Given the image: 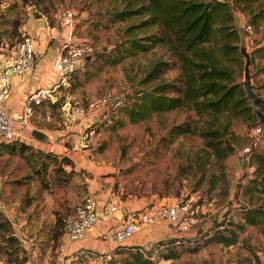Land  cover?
<instances>
[{
    "label": "crops",
    "instance_id": "obj_1",
    "mask_svg": "<svg viewBox=\"0 0 264 264\" xmlns=\"http://www.w3.org/2000/svg\"><path fill=\"white\" fill-rule=\"evenodd\" d=\"M0 1L4 4L0 8V60L13 54L17 38L24 34L32 38L34 52L29 71L23 74L9 73L8 93L2 101L4 109L13 120V129L18 137L9 143H0V210L4 211L14 234H17L26 249L23 263L51 264L59 255L63 264H83L85 261L101 264L99 254L106 252L111 253L110 262L118 263L129 257V250L137 249L144 256L149 254L154 259V264H176L181 261L187 262L186 264H237L232 250L225 249L233 244L223 245L211 241L198 245L193 251L181 250L176 256H157L158 252L179 249L180 245L187 246L200 241L203 231H209L213 224L221 223V227H228L230 223L226 225L227 220L221 221L218 215L214 222L205 221L209 204H199L200 214L195 215V221L187 231L178 230L173 221L160 220L136 230L118 246H114L107 238L108 229L124 224L134 218L137 211L152 204H160L158 202L161 200H153V195L128 196L122 199L109 194L108 188H101L97 179L99 167L96 165L97 156L93 145L96 137L89 136L83 143L79 136L84 125L67 121L63 112L61 120L51 117L48 107L60 96L57 94L59 88L53 86L58 73L52 68V62L60 50L61 42L65 39L77 42L87 38L96 41L103 38L104 42V35L107 33L104 28L109 29L111 37L114 26L121 24L124 27L127 19L106 22V10L113 5V1L92 0L89 6H84L85 9L88 7V14L92 16L91 22L82 23L80 16L84 12L78 11L70 27L62 26L57 19L59 1L67 8L68 0H50L48 5L45 4L46 0ZM78 2L79 0H71L72 7L68 8L74 11L73 4ZM95 7L99 9L96 12ZM100 10L102 15L99 16ZM97 17L102 19L99 21ZM261 40L260 32L254 34L255 45ZM261 62L264 64V58ZM37 88L48 90L46 97L38 104L28 102V94ZM75 90L77 87L72 93ZM71 96L68 94V97ZM28 106L30 111L26 113ZM33 129L41 132L40 138L31 135ZM46 153L54 155L55 160L45 156ZM61 156L70 160L71 170L66 180L58 182L59 186H54V191L49 192L50 188L41 187V182L55 181V176L59 173L54 169ZM246 168V175L249 176L253 166L248 164ZM87 194L96 199L99 210L114 205L115 211L104 218H98L81 237L65 243L58 250L57 245L63 239V223L73 215L75 205ZM24 196L30 198L26 204ZM164 198L169 200L167 202L173 201L168 196ZM60 210H64L63 215L61 214L63 222L56 245L51 248L47 237L52 231L54 211ZM238 219L242 220L239 216ZM28 234L31 236L27 237ZM40 241L43 244L36 245Z\"/></svg>",
    "mask_w": 264,
    "mask_h": 264
},
{
    "label": "rangeland",
    "instance_id": "obj_2",
    "mask_svg": "<svg viewBox=\"0 0 264 264\" xmlns=\"http://www.w3.org/2000/svg\"><path fill=\"white\" fill-rule=\"evenodd\" d=\"M91 1L79 0L78 3L73 4L75 7L74 11L71 9L73 18L79 13L78 11H82L84 12L80 16L82 23H90L92 16L88 14V7L85 9L84 6H89ZM45 4H50V0H46ZM3 5L0 1V8ZM58 5L59 8L61 6V8H66L65 4L60 1ZM248 5L251 7V11L243 13H240L235 5L233 6L234 21L237 15H241L252 27L250 33L237 27L238 57L235 59L234 68L239 82L242 78L243 64L239 46L244 45L250 55V80L254 91L262 97L260 107L264 112V64L261 62L264 53L253 50L255 46L254 34L260 32L262 39L264 38V12L259 15V10L264 7V0H250ZM66 6L67 8L72 7L71 0L67 1ZM97 10L99 9L95 7L94 12ZM102 11H98L99 16L102 15ZM252 14H256L255 18L251 17ZM98 19L100 21L102 18ZM127 21L130 22L132 19L129 18ZM120 25L114 26L111 37L109 29L104 28L107 31L104 35V42L103 38L97 39V41L89 38L83 40L90 42L94 50H102L103 47L111 46L120 39L123 30V26ZM19 39L20 37L17 38V40ZM165 52L163 47L155 45L148 50L126 55L115 63L107 62L106 57L100 55V57H93V53L91 58H88L89 61H84L76 67L67 82L69 85L58 84L57 94L59 93L60 96L54 103H49L50 115L61 120L62 112L66 117L71 108L77 104L83 105L89 100L99 102L103 98L104 106L108 107L115 98H123V104L116 108L111 122L99 124L93 135L96 137L93 145L97 156L96 165L99 167L97 174L99 186L108 188L109 194L122 199L128 196L149 197L153 195V200H161L158 203L169 201L164 198L167 196L170 200L186 201L196 207L197 216L200 214L199 204H209L210 209L206 211L208 215L205 221L214 222L218 215L221 221L227 220L226 225L229 224V221L242 222L238 219L242 212V205L255 204L260 198H256L254 190L249 192L245 190L244 192L243 188L245 176L248 174L246 165L250 164V157L244 159L241 148L249 143L251 130L256 124L252 123L251 118L236 117L230 120L228 130L234 133L235 138L233 139V150L221 160L225 183L221 181L223 179L219 178V161L207 160V155L203 151V140L198 130L204 127L208 119L204 114L198 117L191 110L175 108L151 112L148 117L135 122L128 120L123 105L127 104L135 89L150 88L159 79H170L175 74L174 69H169L157 79L154 78L146 83L141 82L144 73L150 68L153 61L164 57ZM73 82L77 90L72 93L74 89H69V86L74 84ZM68 94L72 96L68 97ZM173 125L187 126L188 130L172 137L168 130ZM261 148H264V142L254 149L261 150ZM204 158L203 165L206 169L201 172V162ZM61 169L63 170L62 167ZM211 175H215L217 179L213 188L208 189L207 179ZM44 183L45 186L41 184V187H49V192L54 191V186H59L58 181ZM239 187L242 189L239 190ZM25 197L23 198L24 204L30 199ZM153 205L157 204L148 207ZM62 211L64 212V210ZM62 211H54L52 231L47 237L48 241L50 240L51 248L56 245V238L61 230ZM238 234V242L233 243L230 248H225L232 250L237 264H251L259 259H264V222L260 225L245 224ZM16 235L11 222L4 215V211L0 210V264H24L26 249ZM42 244V241L36 243L39 246ZM186 263L181 261L176 264Z\"/></svg>",
    "mask_w": 264,
    "mask_h": 264
},
{
    "label": "trees",
    "instance_id": "obj_3",
    "mask_svg": "<svg viewBox=\"0 0 264 264\" xmlns=\"http://www.w3.org/2000/svg\"><path fill=\"white\" fill-rule=\"evenodd\" d=\"M112 1L113 5L106 10V22L129 18L132 21L125 23L121 37L115 44L103 47L102 50H94L93 57L100 55L106 57L107 62L115 63L126 55L159 45L166 51L165 56L153 61L141 82L157 79L169 69L175 70L170 79H159L150 88L134 90L127 104L123 105L128 120L135 122L148 117L151 112L175 108L191 110L198 117L204 114L208 119L204 127L198 130L203 140V151L207 160L219 161V178L225 183L221 160L233 150L235 138L234 133L228 130L230 120L236 117L251 118L252 123H257L234 68L238 57L236 41L239 27L236 18L234 21L233 6L240 13L251 11L248 5L250 0ZM262 12L264 7L259 10V15ZM255 16L256 14L251 15L252 18ZM263 41L264 38L253 50L264 53ZM69 89H75V83ZM185 130H188L187 126L173 125L168 131L173 137ZM45 156L55 160L52 154L46 153ZM249 157L253 169L249 176H245L244 192L254 190L256 198H260L255 204L242 205V222H229L228 227H221V223L213 224L209 231L203 232L199 237L200 241H195L192 245H180L179 249L158 252V257L176 256L181 250L193 251L198 245L208 241L233 244L245 224L258 225L264 222V150L251 149ZM204 162L205 158L201 162V172L206 169ZM61 163L70 164V160L61 156L57 163L55 171L57 174L61 173L55 176V181L58 182H64L71 170L64 172ZM216 179L215 175L207 179L208 189L213 188ZM41 184L45 186L43 181ZM128 256L118 263H110L154 264V259L149 254L144 256L137 249L129 250Z\"/></svg>",
    "mask_w": 264,
    "mask_h": 264
},
{
    "label": "built area",
    "instance_id": "obj_4",
    "mask_svg": "<svg viewBox=\"0 0 264 264\" xmlns=\"http://www.w3.org/2000/svg\"><path fill=\"white\" fill-rule=\"evenodd\" d=\"M57 19L62 26L70 27L73 21V11L70 8H59ZM236 24L247 33L252 31L251 24L240 15L236 17ZM59 49L52 62V68L58 73V79L53 86H58V84L65 85L76 67L94 52L92 44L84 40L72 42L65 39L61 42ZM33 60V41L27 34L20 36L12 55L4 56L0 60V143H9L18 137V134L13 129V120L2 104L8 93V75L11 72L23 74L29 71ZM47 93L48 90L37 88L28 94V102L38 104L46 97ZM103 101L104 99L102 98L99 102L89 100L86 104H77L66 115L67 121L80 122L84 125L79 136L83 143L89 136L94 135L99 124H109L116 112V108L123 104V98L121 97L115 98L108 107L104 106ZM29 111L30 107L28 106L26 113H29ZM262 142H264L262 127L257 122L251 130L249 143L241 148L244 159H248L251 149H254ZM62 168L64 171H68L70 165L62 163ZM114 211V205H109L99 210L96 199L91 194L83 196L75 205L73 215L63 223V239L57 245L58 250L62 249L65 243L81 237L85 230L98 218H104L108 213ZM196 211V207L190 203L177 199L153 205L137 211L134 218L132 217L124 224L108 229L107 238L114 246H118L136 230L160 220L173 221L178 230L187 231L195 221ZM99 258L101 264H109L111 253H101ZM51 264H63L61 256L58 255ZM83 264H90V262L85 261ZM251 264H264V259H259Z\"/></svg>",
    "mask_w": 264,
    "mask_h": 264
},
{
    "label": "water",
    "instance_id": "obj_5",
    "mask_svg": "<svg viewBox=\"0 0 264 264\" xmlns=\"http://www.w3.org/2000/svg\"><path fill=\"white\" fill-rule=\"evenodd\" d=\"M239 53L243 57L242 78L239 80V83L243 89L244 95L249 100L252 114L257 118V122L262 127V136L264 138V112L261 110L260 107L262 97L254 91L250 80L251 78V74L249 72L250 55L246 51L244 45L239 46ZM88 58L89 56L86 57V59ZM31 135L36 138H40L41 132L39 130L33 129L31 131Z\"/></svg>",
    "mask_w": 264,
    "mask_h": 264
}]
</instances>
